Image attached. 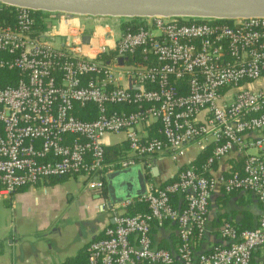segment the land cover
<instances>
[{
	"label": "built area",
	"instance_id": "1",
	"mask_svg": "<svg viewBox=\"0 0 264 264\" xmlns=\"http://www.w3.org/2000/svg\"><path fill=\"white\" fill-rule=\"evenodd\" d=\"M0 16V70L17 73L13 85L0 87V197L72 175L100 194L109 172L148 166L160 154L177 161L190 143L210 145L199 166L190 163L163 185L147 184L144 194L114 204L83 264H173L175 257L180 264H256L252 252L264 251V16H144L112 46L71 34L60 48L35 28L33 10L0 2ZM118 58H125L121 65ZM85 104L95 106V118L74 116ZM147 124H155L156 136L138 131ZM120 131L125 155L105 163L102 137ZM230 152L242 157L240 170L212 174ZM217 186L256 197V226L224 221L219 241L195 252ZM133 202L146 212L129 214ZM166 221L176 226L174 253L152 245V225Z\"/></svg>",
	"mask_w": 264,
	"mask_h": 264
},
{
	"label": "crops",
	"instance_id": "2",
	"mask_svg": "<svg viewBox=\"0 0 264 264\" xmlns=\"http://www.w3.org/2000/svg\"><path fill=\"white\" fill-rule=\"evenodd\" d=\"M112 16L75 15L65 18L54 12L42 14L37 29L52 46L65 47L66 35H77L83 41L112 46L122 31L121 20ZM155 124L140 125V133L151 136ZM126 132L107 133L102 137L104 149L126 148ZM210 151V145L207 146ZM202 148L188 144L184 155L171 161L160 154L148 159L145 166L146 185L161 186L173 179L178 169L195 161ZM250 152H252L250 150ZM238 156L232 152L211 166L212 174L223 173ZM80 176L47 177L34 185L23 186L0 197V264H83L88 243L101 236L110 223L109 210H105L104 195L85 187L71 185L70 179ZM105 193H106V181ZM181 206L179 196L172 199ZM260 213L256 197L250 192L226 194L220 186L213 191L207 212L205 235L194 243L195 252L207 250L219 241L218 231L225 220L243 228H253ZM152 245L175 251L177 232L175 223L166 221L151 227ZM252 261L264 263L263 248L252 252ZM177 264H180L175 257ZM175 264V263H174Z\"/></svg>",
	"mask_w": 264,
	"mask_h": 264
},
{
	"label": "water",
	"instance_id": "3",
	"mask_svg": "<svg viewBox=\"0 0 264 264\" xmlns=\"http://www.w3.org/2000/svg\"><path fill=\"white\" fill-rule=\"evenodd\" d=\"M33 11L73 15L144 17L152 15L187 19H233L264 16V0H0ZM87 35L84 37L85 41ZM125 58H118L122 64ZM105 210L125 199L144 194L145 169L135 165L105 175ZM111 222V220H110Z\"/></svg>",
	"mask_w": 264,
	"mask_h": 264
},
{
	"label": "trees",
	"instance_id": "4",
	"mask_svg": "<svg viewBox=\"0 0 264 264\" xmlns=\"http://www.w3.org/2000/svg\"><path fill=\"white\" fill-rule=\"evenodd\" d=\"M43 13H44V11H40V10L33 11V16L35 17V20H36V23H35L36 29H38L41 25L40 19H41ZM0 18H1V16H0ZM119 19L121 20V28L125 29L126 27H129V26H130V28H132L133 25L138 21L139 17H129V18L119 17ZM189 20H191V19H189ZM221 21L228 22L229 20L225 19V20H221ZM16 79H17L16 71L4 70V69L0 70V87L5 86V85H13L16 82ZM120 107L121 106H116V109H119ZM121 108H127L128 110H132L131 107H127V106H122ZM73 114H74V116H76L79 119L91 120V119L96 117V108L93 104H85L83 106L76 107ZM156 135L157 134L152 133L151 136H156ZM207 146H209V145H206L205 147L202 148L201 152L199 153V155L197 156L195 161H193L191 164L199 166L202 162H204L206 157L209 155V150H208ZM125 151H126L125 147H122V148L117 149V150L104 149V162L105 163H112V162L116 161L117 159L124 157ZM241 162H242V157L236 156L234 158V161H232L229 164L228 169L225 170L223 172V174H227L228 172H238L240 170V167H241ZM100 194H102V195L105 194L104 180H103V186H102ZM172 199H171V201L175 205V203ZM135 212H141V213L146 212V206L143 203L133 202V204L128 207V213L133 214ZM225 221H227L233 225V223L231 221H229V220H225ZM233 226H235L239 229L243 228V227H238L235 224ZM176 262L177 261L175 260L174 263L177 264Z\"/></svg>",
	"mask_w": 264,
	"mask_h": 264
},
{
	"label": "rangeland",
	"instance_id": "5",
	"mask_svg": "<svg viewBox=\"0 0 264 264\" xmlns=\"http://www.w3.org/2000/svg\"><path fill=\"white\" fill-rule=\"evenodd\" d=\"M119 19V18H118ZM252 152L254 151V150H251ZM82 178V177H81ZM81 178L80 177H78L77 179H75V180H72V179H70L69 180V182L71 181V185H73L74 187H82L83 186V182H82V180H83V178H82V180H81Z\"/></svg>",
	"mask_w": 264,
	"mask_h": 264
}]
</instances>
